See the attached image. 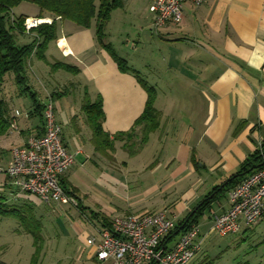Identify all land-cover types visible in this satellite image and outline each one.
<instances>
[{"label":"crops","instance_id":"obj_1","mask_svg":"<svg viewBox=\"0 0 264 264\" xmlns=\"http://www.w3.org/2000/svg\"><path fill=\"white\" fill-rule=\"evenodd\" d=\"M152 1L122 0L119 12L129 16L135 37L132 56L124 58L112 46L133 69L142 67L145 73L156 75L153 87L155 104L160 98V108L155 107L160 112L159 126L134 155L126 152L122 139L114 140L112 153L96 151L86 117H79L83 126L74 122L82 113V102L73 104L65 97L75 91L84 97L87 94L90 100L100 96L102 128L111 137L130 131L144 109V87L133 73L119 69L97 42L93 26L79 28L69 20H57L56 38L48 43L45 60L31 58V89L40 103L53 101L64 146L74 153V162L60 182L79 204V208L45 205L49 218L55 217L63 230L62 243L53 249L63 251L67 238L74 255L68 262V258L58 257L50 264H100L87 241L93 238L98 242L99 232L116 216L164 210L176 224L194 212L214 187L226 184L264 143V0H203L198 5L186 0L182 20L157 30L152 28L149 11ZM114 12L106 26L110 43L108 28ZM56 61L74 65L78 72L51 69ZM39 62L51 72L71 74L70 88L45 85L41 79L46 76L49 80L50 74ZM66 87L69 92L65 95L52 96ZM2 95L9 115L15 109L22 113L17 128L0 135V167H6L11 148L24 144L29 136L42 134L44 126L31 98L21 94L12 81L3 85ZM168 105L174 108L172 114H165ZM228 192L224 190L200 212L196 223L202 242L215 232L214 215L228 208ZM0 193L8 202L43 204L18 191L3 173ZM37 221L44 227L42 216H37ZM258 225H241L235 233L224 235L229 237L227 246L243 240ZM61 234L57 235L59 241ZM197 254L189 264L198 261Z\"/></svg>","mask_w":264,"mask_h":264},{"label":"built area","instance_id":"obj_2","mask_svg":"<svg viewBox=\"0 0 264 264\" xmlns=\"http://www.w3.org/2000/svg\"><path fill=\"white\" fill-rule=\"evenodd\" d=\"M186 0H153L149 6L152 28L157 30L168 22L182 20ZM198 5L203 0H191ZM26 18V31L52 19ZM21 111L11 114L9 128H17ZM43 133L29 136L24 144L10 150L11 160L0 173L7 175L18 191L36 197L44 205L71 204L76 199L65 191L61 175L74 162V153L63 143L62 127L56 121L53 101L48 99L43 109ZM264 219V164L248 174L228 192V208L214 215L213 229L221 236L235 233L241 225L253 226ZM175 219L164 210L113 217L99 232L100 240L89 239L100 264H189L201 248L199 225L192 224L183 231L172 246L161 245L162 239L174 229Z\"/></svg>","mask_w":264,"mask_h":264},{"label":"trees","instance_id":"obj_3","mask_svg":"<svg viewBox=\"0 0 264 264\" xmlns=\"http://www.w3.org/2000/svg\"><path fill=\"white\" fill-rule=\"evenodd\" d=\"M22 2L36 5L38 7L37 13L34 16L25 13H20L18 16L14 15L12 9ZM121 6L122 0H0V135L6 133L11 119V115L8 113L7 102L4 99L5 96L2 95L3 85L9 83V81L13 82V85H15L21 94L28 95L31 98L34 112L38 114L44 126L43 109L45 104L37 100L35 92L31 89V58L35 56L45 60L44 52L47 45L56 38V21L69 20L79 28H90L93 26L97 42L110 53L121 71L131 72L138 78L147 93L144 109L130 131L115 133L112 137L102 128L104 114L100 96L94 100H90V97L85 94L81 110L91 130V140L94 148L101 153H112L114 150V140L122 139L125 141L123 144L124 148L128 149L130 155H132L134 152H130L129 149L132 144L137 142L139 146H142L146 142L148 135L158 128L160 122V112L154 106L156 90L152 85L142 80L139 77L138 71L133 69L124 58L118 56L111 43L107 40L106 26L110 20L111 13L114 9ZM31 16L50 18L52 22L38 24L27 32L24 21ZM22 37H28L29 41H23ZM51 69H64L74 74L78 72L76 66L60 61L52 63ZM67 89L66 87L59 92L52 93V96L65 95L69 92ZM137 126H140L142 134L139 142L134 137V129ZM263 164L264 143H261L240 168L227 179L226 184L214 187L198 204L194 212L177 221L174 229L162 239L161 245L167 248L171 241L178 238L190 225L197 222L200 212L213 199L221 195L224 190L234 188L248 174L261 168ZM65 191L68 192L66 189ZM24 206L26 205L24 204ZM20 210L15 206L8 205L5 199L3 200L0 197V215L12 216L19 220L24 217L21 214L22 210ZM20 221H24L23 223H25V220L21 219ZM35 223L38 225L37 221ZM181 226L182 228L179 233L174 234ZM38 228L39 226L36 228L37 232L36 229H28L35 238L36 243L40 237V233H38L40 229L38 230ZM0 264L7 263L0 261ZM30 264H37L35 256L32 258ZM152 264L156 263L152 262Z\"/></svg>","mask_w":264,"mask_h":264},{"label":"rangeland","instance_id":"obj_4","mask_svg":"<svg viewBox=\"0 0 264 264\" xmlns=\"http://www.w3.org/2000/svg\"><path fill=\"white\" fill-rule=\"evenodd\" d=\"M37 9L38 7L32 3L22 2L14 7L12 12L16 16H18L20 13L34 16L37 13ZM114 10L115 12L113 14L112 22H110L111 24H109L110 27L108 28L111 36L110 38L112 40L111 45L115 48V50H117V53L122 55L124 58L127 56V54L132 56L130 52L133 49V40L135 37L133 30L128 25L129 19H127V17L129 18V16H125L122 12H119V8ZM28 18L29 21L32 20L30 17ZM39 19L42 20V18ZM33 60H37L35 56L33 57ZM39 63L43 64L42 66H44L50 74L49 80L45 78L46 76L41 79V76L37 74L38 77L40 76L39 78L44 81L45 85L55 86L61 89L62 87L68 86L71 83V74L63 71L57 73L51 72L49 71L48 66L42 62ZM136 69L139 71V77L142 80H145L149 85L153 86L154 77L156 75H149L148 73H145L144 68L142 67H138ZM156 96L157 92L155 95V100ZM65 97L71 103H77L78 105L80 101L83 102L84 100V96H81V93L76 91L75 93H71V96L66 95ZM155 100L154 106L160 108V98H157L158 104H155ZM173 111L174 108L172 106L168 105L165 107V114H172ZM79 117H81V119H85L84 113H79L77 120L74 122H80ZM83 124L81 123L82 126ZM85 125L86 127L88 126L86 123ZM141 136L142 134L140 126L135 127L134 137L138 142L140 141ZM144 146L145 145L139 146L137 142H135L129 149L130 152H134L132 154L134 155L135 153L142 150ZM126 152L130 154L128 149H126ZM1 196H4L5 199L7 198L4 194H1L0 197ZM2 199L4 200V198ZM6 203L22 210L20 211L24 217L21 219L25 220V223H23L24 221H20L21 219L18 220L12 216L0 215V261L7 264H30L32 258L35 256L37 264H50L58 257H62V259L68 258L66 262L73 258V248L71 247V243H69L67 238L64 240L66 246L63 251L60 252L53 249L55 248L56 244L60 242L62 243L64 236L61 234V232L63 230L61 231V228L58 227L59 222L56 221L55 217L52 216V218H49V210L44 204H28L23 207L24 204L13 203L10 200L9 202L6 201ZM37 216H42L44 227H40L39 223L38 225L35 223V221H37ZM48 224H50L51 227H47ZM38 226V230L41 229V232H38L40 233V237L37 239L36 243L35 238L33 237L32 233L29 232V230L36 229ZM58 233L61 234L60 241L59 237L57 236ZM228 239V236H221L217 231L210 233L201 244V248L198 252L199 255L197 254L198 257L196 259L198 261L195 264H264V221L258 225L255 231L250 232L243 240H240L234 244L232 243L233 245L229 242L231 245L227 246V242L229 241ZM65 252H67V254H64Z\"/></svg>","mask_w":264,"mask_h":264},{"label":"water","instance_id":"obj_5","mask_svg":"<svg viewBox=\"0 0 264 264\" xmlns=\"http://www.w3.org/2000/svg\"><path fill=\"white\" fill-rule=\"evenodd\" d=\"M198 207V206H197ZM196 207V208H197ZM181 228H182V226L179 228V229H177L176 231H175V233L174 234H178L179 233V231L181 230Z\"/></svg>","mask_w":264,"mask_h":264}]
</instances>
